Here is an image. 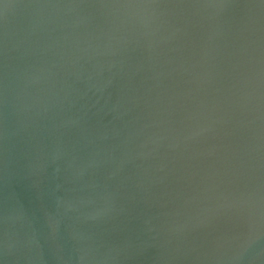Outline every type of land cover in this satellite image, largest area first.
Wrapping results in <instances>:
<instances>
[{"label":"water","instance_id":"water-1","mask_svg":"<svg viewBox=\"0 0 264 264\" xmlns=\"http://www.w3.org/2000/svg\"><path fill=\"white\" fill-rule=\"evenodd\" d=\"M0 264H264V0H0Z\"/></svg>","mask_w":264,"mask_h":264}]
</instances>
